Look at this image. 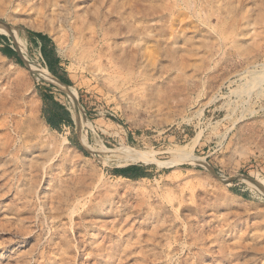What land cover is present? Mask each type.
I'll return each mask as SVG.
<instances>
[{"label":"rangeland","instance_id":"rangeland-1","mask_svg":"<svg viewBox=\"0 0 264 264\" xmlns=\"http://www.w3.org/2000/svg\"><path fill=\"white\" fill-rule=\"evenodd\" d=\"M63 1L0 0V264H264V0Z\"/></svg>","mask_w":264,"mask_h":264},{"label":"trees","instance_id":"trees-1","mask_svg":"<svg viewBox=\"0 0 264 264\" xmlns=\"http://www.w3.org/2000/svg\"><path fill=\"white\" fill-rule=\"evenodd\" d=\"M29 34L39 42V48L42 58L45 62V65L51 70L52 74L57 77L62 83H69V80L67 78H65L64 76L61 77L56 71V69L58 68V58L55 54L54 47L49 44L48 36L40 32H29ZM1 38L4 37L1 36ZM1 50L7 56L15 55V52L7 46ZM41 98L45 105L43 111L45 120L51 127L57 129L61 123L70 124L72 122L70 111L67 110L66 107L61 103L55 101L54 98L48 93V91L42 92ZM76 144L81 151L85 152V149L79 143ZM144 169V166L134 164L128 165L123 168H114L113 172L115 174L135 178L146 176Z\"/></svg>","mask_w":264,"mask_h":264},{"label":"bare ground","instance_id":"bare-ground-1","mask_svg":"<svg viewBox=\"0 0 264 264\" xmlns=\"http://www.w3.org/2000/svg\"><path fill=\"white\" fill-rule=\"evenodd\" d=\"M191 1V0H190ZM189 0H182L183 2V5L184 7L187 9V10H190V12L194 11V12H197V10H200V9H203V8H209L210 9H213L214 8V5H213V2L214 0H192V2H190ZM230 2V0H228ZM238 2V4L235 6V9L233 11H237L239 9H242V7L244 6V1L245 0H235ZM231 2H233V0H231ZM192 3V4H191ZM57 7L59 9V16L63 19L65 13L69 10L68 8V4H67V0L63 1L62 3L58 2L57 3ZM217 9H220V7H218ZM210 12H213V11H210ZM207 15V14H206ZM110 16V15H109ZM197 16L198 17H202L200 16V14L197 13ZM111 17V16H110ZM225 17H228V16H225ZM235 15L233 17H229V20H235ZM113 18V16L111 17ZM132 26L130 25L129 27V31H133L135 29H133ZM7 32V31H6ZM9 33H12L13 31L9 30L8 31ZM133 37V34L131 36H128L127 38H132ZM23 46V45H22ZM38 70V69H37ZM47 76L51 77L48 73H47ZM68 94H72L71 91L68 90L67 92ZM1 151H4V148L2 147Z\"/></svg>","mask_w":264,"mask_h":264},{"label":"water","instance_id":"water-1","mask_svg":"<svg viewBox=\"0 0 264 264\" xmlns=\"http://www.w3.org/2000/svg\"><path fill=\"white\" fill-rule=\"evenodd\" d=\"M0 25L5 27V28H7V29L9 28V26L7 24H5V23H0ZM51 78L54 79L55 81L59 82L60 84H64V83H62L59 79H57L54 76H51Z\"/></svg>","mask_w":264,"mask_h":264},{"label":"crops","instance_id":"crops-1","mask_svg":"<svg viewBox=\"0 0 264 264\" xmlns=\"http://www.w3.org/2000/svg\"><path fill=\"white\" fill-rule=\"evenodd\" d=\"M54 76V75H53ZM55 77V76H54ZM57 78V77H56ZM58 79V78H57Z\"/></svg>","mask_w":264,"mask_h":264}]
</instances>
